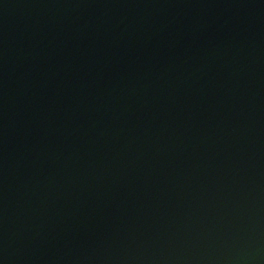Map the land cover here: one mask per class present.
Returning <instances> with one entry per match:
<instances>
[{
    "label": "water",
    "instance_id": "water-1",
    "mask_svg": "<svg viewBox=\"0 0 264 264\" xmlns=\"http://www.w3.org/2000/svg\"><path fill=\"white\" fill-rule=\"evenodd\" d=\"M0 264H264V0H0Z\"/></svg>",
    "mask_w": 264,
    "mask_h": 264
}]
</instances>
